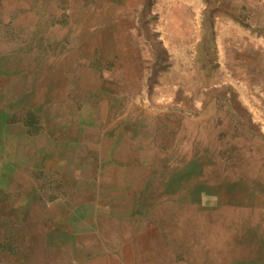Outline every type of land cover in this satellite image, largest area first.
<instances>
[{
    "label": "rangeland",
    "instance_id": "rangeland-1",
    "mask_svg": "<svg viewBox=\"0 0 264 264\" xmlns=\"http://www.w3.org/2000/svg\"><path fill=\"white\" fill-rule=\"evenodd\" d=\"M81 224L112 264H264V0H0V264Z\"/></svg>",
    "mask_w": 264,
    "mask_h": 264
},
{
    "label": "crops",
    "instance_id": "crops-1",
    "mask_svg": "<svg viewBox=\"0 0 264 264\" xmlns=\"http://www.w3.org/2000/svg\"><path fill=\"white\" fill-rule=\"evenodd\" d=\"M80 227L82 230L78 234L66 238L67 243L72 244V247L69 246L64 252L66 264H112V257L99 254V244L114 245L117 242L116 236L105 237L102 232L99 234L97 231L88 232L86 225L81 224ZM141 238L132 236L129 247L116 252L114 255V264H144L145 257L140 255L142 251L139 243ZM110 250H113V247Z\"/></svg>",
    "mask_w": 264,
    "mask_h": 264
},
{
    "label": "bare ground",
    "instance_id": "bare-ground-1",
    "mask_svg": "<svg viewBox=\"0 0 264 264\" xmlns=\"http://www.w3.org/2000/svg\"><path fill=\"white\" fill-rule=\"evenodd\" d=\"M71 247H72V244H71ZM93 247V246H92ZM80 253V252H79ZM99 255V254H98ZM95 257H96V255H95ZM84 258H86V257H84ZM92 258V257H91ZM53 259V258H52ZM52 259H50L51 261H52ZM90 259V258H89ZM57 260V259H56ZM86 260V259H85ZM55 262V261H54ZM57 263H59V261L57 262ZM53 264V263H52ZM56 264V263H55Z\"/></svg>",
    "mask_w": 264,
    "mask_h": 264
}]
</instances>
